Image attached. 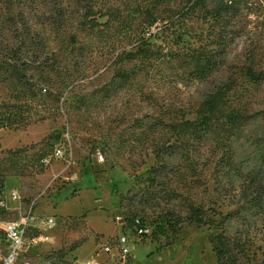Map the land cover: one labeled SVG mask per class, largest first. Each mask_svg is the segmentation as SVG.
<instances>
[{
    "label": "rangeland",
    "instance_id": "obj_1",
    "mask_svg": "<svg viewBox=\"0 0 264 264\" xmlns=\"http://www.w3.org/2000/svg\"><path fill=\"white\" fill-rule=\"evenodd\" d=\"M28 212L18 263L264 264V0H0V226Z\"/></svg>",
    "mask_w": 264,
    "mask_h": 264
},
{
    "label": "built area",
    "instance_id": "obj_2",
    "mask_svg": "<svg viewBox=\"0 0 264 264\" xmlns=\"http://www.w3.org/2000/svg\"><path fill=\"white\" fill-rule=\"evenodd\" d=\"M11 198L18 200L17 194L11 192ZM34 217L30 212L20 217L18 221L7 222L0 226V264H30L18 263L19 256L23 249L43 243H50L51 240L44 234L32 233ZM54 225L51 218H47L44 226L50 229ZM66 264H76L68 262ZM81 264H97L95 261H87Z\"/></svg>",
    "mask_w": 264,
    "mask_h": 264
},
{
    "label": "trees",
    "instance_id": "obj_3",
    "mask_svg": "<svg viewBox=\"0 0 264 264\" xmlns=\"http://www.w3.org/2000/svg\"><path fill=\"white\" fill-rule=\"evenodd\" d=\"M134 55L128 54V58H132ZM207 118L201 119V125L206 124ZM190 222H194L199 225V227H202L206 224L202 218L198 216V210L192 209L191 214L189 216ZM211 243L214 246L216 256H217V262L218 264H236L237 260L236 257L231 252L230 248L227 246V244L224 241V238L222 236H216L211 240ZM79 245L73 246V249L75 247H78Z\"/></svg>",
    "mask_w": 264,
    "mask_h": 264
}]
</instances>
